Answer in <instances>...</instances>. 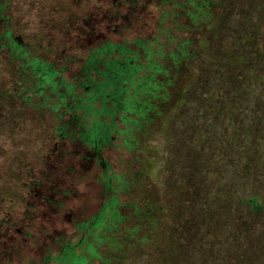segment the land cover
<instances>
[{"label": "rangeland", "instance_id": "obj_1", "mask_svg": "<svg viewBox=\"0 0 264 264\" xmlns=\"http://www.w3.org/2000/svg\"><path fill=\"white\" fill-rule=\"evenodd\" d=\"M195 1L172 0L165 12L147 7L142 15L125 19L129 26L118 28L131 44L135 36L147 47L159 38L158 55L165 48L178 57L171 65L185 58L178 49L193 32L198 60L186 65V72L183 62L163 77L172 82L171 100L158 110L160 118L138 134H115L114 143L105 147L110 170L123 176L114 182V194L125 206L120 212L126 219L105 234L103 243L93 234L88 237L97 251L90 264H264V0H212L208 10L207 0ZM93 2L10 0L4 16L20 42L41 49L43 41L63 44L52 29L78 12L74 4H82L79 14H86L96 11L99 0ZM88 58L87 50L66 67L51 64L63 68L61 83L78 86L87 78L81 67ZM36 81L10 55H0V201L24 195L20 180L37 169L43 173H37L38 185L58 184L61 214L88 202L92 215L100 208L96 200L102 187L94 169H74V163L61 161L56 173L43 165L54 161L43 156L62 142L60 128L85 125L76 104L83 90L76 87L64 104L59 90L66 95L67 87L34 95ZM167 91L164 87L161 94ZM67 104L76 110V121L61 115ZM126 139L138 147H128ZM64 141L72 150L80 146ZM249 198L262 206L259 213L245 207ZM67 219H62V233H72L75 220ZM74 233L79 232L74 228Z\"/></svg>", "mask_w": 264, "mask_h": 264}, {"label": "trees", "instance_id": "obj_2", "mask_svg": "<svg viewBox=\"0 0 264 264\" xmlns=\"http://www.w3.org/2000/svg\"><path fill=\"white\" fill-rule=\"evenodd\" d=\"M165 1L172 2V0ZM200 2L201 0H196L193 4L199 5ZM9 3L10 0H0V25L4 24L3 27L0 26V55H10L18 63V67L30 73L34 81L37 80L36 89L32 90L34 95H44L49 90L54 92L67 87L66 95L59 90L60 99L62 103L66 104L67 97L72 93V90L76 87L82 89V95L77 97V108L78 111H85V119L91 123L80 126L78 130L82 132L77 135L90 145L91 157L98 167V182L105 189L104 198L97 201L98 204L100 203V208L92 214L88 222L81 225L76 224L75 227L79 233L76 235L74 245L64 247V253L69 254L71 250L80 248L86 242L88 235L93 234L98 237L99 242H105V234H110L114 227L117 228L120 221L126 219V216L120 212V208L125 206L114 194V182L116 180L123 181V176L115 177L114 172L110 170L112 165L104 156L105 147L108 148L114 143L115 134L130 136L135 131L138 134L150 124L152 125L156 118H160L162 113H158V110L167 106L171 100L169 88L172 82L167 83L163 77H170V70L180 68L183 62L186 72L185 66H192L193 61L197 62L198 60L195 50H193L194 39L191 36L193 32L184 38V42L181 41V48L178 51L187 55L182 61L181 59L177 61L178 65L170 64L172 58L178 59L174 52L168 55L167 52H163L165 48H162L161 54L158 55L157 49L155 50L154 47L158 45L159 38H153L154 45L149 43L150 45L147 47L144 44L146 40L141 39V36H135V43L138 47H134L135 43H129L128 37H123L121 29L93 32L90 34L91 40L100 46L89 50L88 61L81 67L82 73L87 77L86 80L78 86L69 82L64 84L59 79L63 71L61 66L33 59L26 54L4 16L5 9L10 6ZM205 6L207 10L211 9L213 1H205ZM161 8L163 6L156 9L159 11ZM132 10H135V4ZM204 24L206 25L207 22ZM83 36L84 34L82 39L86 37V35ZM112 37H116L119 41H114ZM74 38L79 40L76 36ZM156 55L160 56V59H154ZM164 87H167L168 91L162 95ZM27 89L26 87V91H28ZM30 93L31 91L27 92V94ZM59 109L61 112L62 107L56 108V110ZM66 109L67 112H63L61 115L70 116L72 114L73 120L77 113L76 110L70 106ZM125 144L128 147L133 144L135 148L138 147V143L132 139H126ZM244 205L254 213H259L263 209L259 202L253 198L245 200ZM142 211L143 209H136L137 213ZM90 249H93L91 245ZM76 258V264H78L79 257L76 256Z\"/></svg>", "mask_w": 264, "mask_h": 264}, {"label": "flooded vegetation", "instance_id": "obj_3", "mask_svg": "<svg viewBox=\"0 0 264 264\" xmlns=\"http://www.w3.org/2000/svg\"><path fill=\"white\" fill-rule=\"evenodd\" d=\"M110 1L99 0V3L93 5L96 11L89 10L90 12H86V14H79V10L83 7L82 4H74V6L78 7V12L69 15L66 24L57 25L52 29V32L65 39L62 45L55 40L47 41L46 44L43 41L41 49H35V45L29 48L22 41L20 45L29 56L34 57V52H41L37 57H34L35 59L47 63L59 61L66 67L75 60L79 53L81 54L88 50L89 54L91 48L100 46L92 42L91 33L101 32L105 29L115 31L121 27L125 28L129 26L127 21H125L128 17L142 15L147 7L157 8L163 6L160 12H165L166 8L164 6L167 3L165 0ZM90 3H94L93 0H85V5ZM134 4L135 10L133 11ZM125 10L126 12L124 13L123 11ZM83 34L86 37L83 36L84 38L82 39ZM75 36L79 40H76ZM47 38L50 39L48 36ZM67 38L71 40L67 41ZM78 49L84 51L80 52ZM63 52L66 56L61 57ZM83 112L85 113V111ZM72 116L70 114V117ZM70 120L72 121V118ZM73 120L76 121L77 119L74 118ZM86 123H90V121H86ZM71 131L75 133L73 138L66 136L67 132ZM79 132L82 131L78 129L68 131L65 127L60 128L58 134L60 135L59 141L62 140V142H55V146L50 148L45 157L43 156L45 159L50 157L54 161L51 163L45 160L43 165L57 173L62 161L66 165L74 163V169H76V166L84 169L92 167V170L94 169V172L97 173L98 167L94 164V160L91 157L90 145L85 142V139L77 135ZM67 139L78 142L80 146L76 145L77 148H74V150L70 149L65 144V141L63 142V140ZM37 171V169H32L33 177L29 178L30 174H28L20 180L23 183L21 188L25 192L24 195L16 198L12 196L10 201H0V264H76V256L79 257L78 264H90L97 251L94 244H89V235L80 248L71 250L69 254L64 253L65 246L72 247L75 243L76 234L74 233V228L76 229V224L81 225L91 219L92 215H89L90 209L92 210L90 203L81 204L76 206L74 210L64 211L61 214V208L64 205L60 200L58 184L38 185L41 183L39 175L43 173ZM45 171H48V168ZM100 188L96 201H99L102 197L104 198L105 189L103 187ZM6 206L12 208L6 210ZM67 217L75 220H73L75 223L71 229L72 233L68 230L64 233L61 232L62 219L68 221ZM90 245L93 249H90Z\"/></svg>", "mask_w": 264, "mask_h": 264}]
</instances>
